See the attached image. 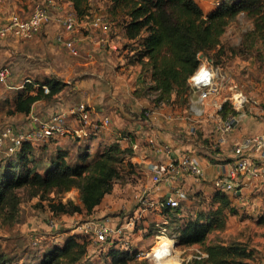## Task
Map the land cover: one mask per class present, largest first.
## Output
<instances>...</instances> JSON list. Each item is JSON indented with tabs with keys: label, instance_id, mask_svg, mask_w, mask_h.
Listing matches in <instances>:
<instances>
[{
	"label": "rangeland",
	"instance_id": "obj_1",
	"mask_svg": "<svg viewBox=\"0 0 264 264\" xmlns=\"http://www.w3.org/2000/svg\"><path fill=\"white\" fill-rule=\"evenodd\" d=\"M43 1L49 0H30L32 5ZM210 1L212 0H205V3L209 4ZM112 4V0H90L89 14L79 17L77 29L68 34L76 40L79 51L77 55L56 41L57 34L64 32V29L55 19L46 24L31 40L13 37L0 40V66L10 67L8 84L13 86H0V131L7 125L29 126L28 117L10 116L6 113L7 107L3 106L6 98L9 103L13 102L16 92L21 88L19 86L27 78L37 83L56 79L64 84L63 91L57 97L45 105H40L42 110L38 108L35 111L43 117H49L55 111H67L82 101L92 105L94 118L97 115H108L111 118V125L99 132L106 135L98 142L101 140L104 143L114 142L112 141L114 136L107 133L112 130L116 131V136L120 134L136 136L134 124L138 125L136 123L138 120H148L150 125L155 118H166L167 115L171 116V120L169 119L171 123L166 124L172 125V129L180 133L177 137L185 146L182 151L193 152L200 158L209 159L220 150L222 155L219 158L224 161L234 157L232 148L243 136L264 130H254L255 127L246 133L242 130L246 122L255 124L264 122V40L248 37V32L253 28L250 18L240 14L232 21L222 37L224 53L218 56L216 51H211L209 54L218 62L217 66L224 78L226 87L221 93V99L231 95L230 87L243 90L250 99L240 115V122L228 136L227 143L219 146L216 141L218 135L215 132V124L222 115L215 107L206 104L201 106L205 109L203 115L196 116L191 104L197 100V92L191 90L188 104L182 100L175 104L155 102V94L151 93L148 87L150 84L148 74L142 70L140 64L134 62L133 51L126 47L128 40L116 21L111 18L109 9ZM96 15H104L107 18L110 24V31L107 34L91 26V20ZM103 37L108 38L109 43L115 44L117 48L111 47L109 43H102ZM177 114H181V117L178 118ZM70 124L72 127L77 126L75 118L70 119ZM85 144L87 142L74 133L35 142L36 166L41 172L44 171V167L62 149L68 150L69 160L74 163L77 160L75 156L77 151L85 148ZM97 145L98 143H92L90 147L95 148ZM8 157L11 156L6 153L5 147H1L0 165ZM210 160L220 162L219 159ZM150 175L139 165L134 175L115 185L112 193L105 197L103 203L92 214L112 216L116 219L134 216L142 207L139 198L141 196L146 198L142 193L138 198L135 191L139 185H141L139 192L142 186L151 185ZM193 178L195 177L191 176L189 181L184 180L188 199L183 202L180 215L172 219L166 216L164 211L149 207L142 212L141 222L128 232L129 244L119 246L131 251L137 250L138 253L149 252L163 241L159 236L161 226L167 217L169 235L177 231L181 219L195 217L197 213L205 214L216 208L212 181L202 178L196 181V178L195 180ZM20 194L19 213L15 221L4 222L0 218V248L21 258L22 262L26 260L34 262L53 246L63 245L72 234L73 228L90 216L86 213H77L52 217L48 199L29 198L22 190ZM229 195L232 197L235 213L229 212L226 229L211 234L209 239L215 240L218 237L228 240L236 236L254 248L257 264H264V186L254 182L243 190L240 199ZM48 196L55 201L66 202L72 199L80 202L79 191L76 188L63 193L54 191ZM52 218L58 220L55 227L50 225ZM78 238L83 240L81 237ZM198 248V245L182 247L177 244L170 258L176 264H184L189 260L188 256L193 255ZM142 259H147L149 264H155L152 257L138 256V260ZM109 263V245L98 247L90 243L88 253L80 264ZM129 264H134V261Z\"/></svg>",
	"mask_w": 264,
	"mask_h": 264
},
{
	"label": "trees",
	"instance_id": "obj_2",
	"mask_svg": "<svg viewBox=\"0 0 264 264\" xmlns=\"http://www.w3.org/2000/svg\"><path fill=\"white\" fill-rule=\"evenodd\" d=\"M62 1L71 2L79 17L89 14L90 0ZM112 1L109 9L111 18L128 40L126 47L133 51L134 62L148 74V87L155 94L157 103L175 104L179 100L189 103L191 88L188 80L200 65V55L218 65L209 54L211 51H216L218 56L224 53L222 37L229 24L240 14L253 22L248 37L264 40V0H218L216 7L209 12L204 11L197 0ZM45 85L49 88L47 93ZM63 89V82L56 79L43 83L27 81L16 92L13 102L9 103L6 98L3 106L7 107L6 113L10 116L28 117L37 101H49ZM220 114L225 118L238 112L226 102ZM99 135V132H94L88 137H81L87 144L79 149L80 152L77 151L74 163L69 160L68 150L62 149L42 172L36 166L35 142H24L0 165V218L4 222L15 221L21 202L20 190L29 198L48 199L52 217L77 213L91 215L112 193L115 185L134 175L139 167L131 159L134 154L132 145L102 141L91 148ZM128 135L131 140V134ZM74 188L79 191V203L72 199L55 201L48 196L54 191L63 193ZM214 201L217 202L216 208L181 219L177 226L178 245L199 246L188 264H257L254 248L244 240L236 236L228 240L218 237L209 239L211 234L225 230L229 212L235 213L229 194L215 190ZM180 209L168 208L164 213L173 219L180 215ZM89 245V241L71 234L63 245L53 246L34 262H22L21 258L0 248V264H80L88 253ZM204 253L207 258H203ZM109 255V264H129L132 261L134 264H149L147 259L138 260L137 250L121 248L117 243L109 245Z\"/></svg>",
	"mask_w": 264,
	"mask_h": 264
},
{
	"label": "built area",
	"instance_id": "obj_3",
	"mask_svg": "<svg viewBox=\"0 0 264 264\" xmlns=\"http://www.w3.org/2000/svg\"><path fill=\"white\" fill-rule=\"evenodd\" d=\"M7 3L8 0H0V40L10 37L31 40L46 24L55 19L64 29V32L57 34L56 41L65 45L72 54L77 55L79 53L75 38L68 36L77 29L79 18L71 2L57 3L53 0L38 2L33 5L29 14L20 10H10L8 12L2 10ZM91 26L105 34L110 31V24L104 15L94 16L91 20ZM101 41L104 44L109 43L108 38L103 37ZM109 45L115 49L117 48L115 44L111 45L109 43ZM201 67L210 73L209 80L201 82L199 85L189 83L191 90L198 94L197 100L194 104H191V109L196 116H202L205 112V109L201 107L202 105H211L220 113L223 104L226 102L238 112V114H230L225 118L221 117L215 124V132L218 135L217 145L222 146L227 143L228 136L240 122V115L249 104L250 99L243 90L235 87H230V96H224L221 99V93L226 86L219 67L215 66L208 57L200 55V65L191 77L196 75ZM10 75L9 66H0V86L13 87L8 84ZM27 81H31V79H25L19 87H22ZM44 90L46 93L49 92L48 86L45 85ZM93 113L92 105L84 101L78 102L67 111H55L49 117H43L32 111L28 116L29 126L7 125L0 131V148L5 147L6 153L12 155L26 141H46L53 137H63L73 133L79 137H88L94 132H100L110 127L111 118L108 115H97L94 118ZM72 117L75 118L79 126L72 127V124H70ZM122 137L129 139V135ZM146 143L154 154L164 158L153 159L148 164L151 185L142 186L140 192L146 198L144 199L142 196L139 198L140 193L136 195L139 202L142 203V207L134 216H125L124 219L91 214L88 219L79 222L73 228L72 234H76L84 240H89L91 244L98 247L113 243H117V246L128 245L130 237L128 232L137 223L141 222L142 212L149 207H155L159 211L182 207L183 202L188 199V193L184 185L185 176L192 174L199 179L205 175L201 158L189 151H184L179 156L172 157V146L168 142L160 141L151 135L147 136ZM132 148L137 150L140 145L135 143ZM232 150L234 157L231 161L225 163L227 167L223 171H219L212 180V184L215 190L238 196L240 199L243 190L254 182L261 183L264 186V130L243 136L233 146ZM219 159L221 160V158ZM167 218L164 225L161 226L160 236L169 237L172 244L170 245L169 255L163 258L173 255L179 240L178 231L167 235ZM57 223L58 220L55 218L50 220L52 227H55ZM151 252L152 250L146 253L140 252L138 256L151 257L149 255ZM192 256L190 255L188 258L190 259ZM184 264H188V260Z\"/></svg>",
	"mask_w": 264,
	"mask_h": 264
},
{
	"label": "crops",
	"instance_id": "obj_4",
	"mask_svg": "<svg viewBox=\"0 0 264 264\" xmlns=\"http://www.w3.org/2000/svg\"><path fill=\"white\" fill-rule=\"evenodd\" d=\"M26 1L25 0L24 1H22V0H8L7 5L2 10L6 11V12H8L10 10H20L24 13L29 14L33 5L30 2V0H26ZM197 1L199 2V4L202 6L204 11H206V12L213 10L216 7V4L218 2V0H212L209 2V4H206L205 0H197ZM26 5L28 8H26ZM46 102H48V101L47 100L37 101L33 105L32 111L35 112L38 108L40 110H42V106H40V105H45ZM168 115H170V114H168ZM177 116H178V118H180L181 114H177ZM165 117L166 118H161V119L155 118L154 121L150 122V125H149L148 120H142V119L138 120V122H136V123H138V125L134 124V125H136V136L131 135L132 136L131 140L130 139H128V140L124 139L121 135L116 136V131H114V130H112L111 132H107V133H110V134H112V136H114L112 141H118L121 143L122 146H130V145H134L135 143H138L140 145V148L137 150H134V154L131 157V159L133 162L138 163V165H140L141 168L146 173H148V164L150 161H152L153 159L164 158L163 156H158L157 154H154L148 148L147 143H146V138L148 135H151L160 141L168 142L172 146V150H171L172 157H177L182 152H184L181 149H183L185 146L182 144V141L177 137L178 135H180V133H178L176 130H173L172 125L166 124V123H171L170 122L171 119L168 118L167 115ZM182 120H184V117H182ZM77 126H79L78 123H77ZM162 127H164V128L162 129ZM254 127L256 128L254 130L264 129V122H262L261 124H258V123L255 124V123H252L250 121L246 122L245 125L242 127V130L244 131V133H246L248 131H251ZM167 129H168V131H167ZM113 131H114V133H113ZM104 135H106V133L99 135L92 143L93 144L94 143L99 144L98 140L102 139L101 137L104 138ZM102 141L103 140H101L100 142H102ZM220 154H222V152L216 153L215 156H213L212 158L218 160ZM212 158H209V159L201 158L202 165H203L204 170H205V175L202 178L203 180L206 179V180L212 181L214 179V177L219 173V171H223L225 169V167H227V165L225 164L226 162H224L220 159H219L220 162L219 161L212 162L210 160ZM191 176H193V175H190V174L186 175L185 180L189 181ZM193 179L195 180V178H193ZM198 180L199 179L196 178V181H198ZM185 186H186V182H185ZM140 187H141V185H139L137 187V189L135 191L136 194L134 193L135 196L141 192V191L140 192L138 191V190H140Z\"/></svg>",
	"mask_w": 264,
	"mask_h": 264
},
{
	"label": "clouds",
	"instance_id": "obj_5",
	"mask_svg": "<svg viewBox=\"0 0 264 264\" xmlns=\"http://www.w3.org/2000/svg\"><path fill=\"white\" fill-rule=\"evenodd\" d=\"M209 77L210 73L201 67L197 74L190 78L189 83L199 85L201 82H207ZM170 245V241H165L162 245L152 250L149 255L152 257L155 264H160L161 259L169 255ZM202 256L203 258H207L206 253L202 254Z\"/></svg>",
	"mask_w": 264,
	"mask_h": 264
},
{
	"label": "bare ground",
	"instance_id": "obj_6",
	"mask_svg": "<svg viewBox=\"0 0 264 264\" xmlns=\"http://www.w3.org/2000/svg\"><path fill=\"white\" fill-rule=\"evenodd\" d=\"M160 239L163 240V241H160V242L158 243V245H157L155 248H157V247H159L160 245H162L165 241H170L171 244H172V240H171L169 237H166V236H160ZM172 258H173V257H172ZM160 264H176V262L173 261V260H171V258L169 257V258H162Z\"/></svg>",
	"mask_w": 264,
	"mask_h": 264
},
{
	"label": "water",
	"instance_id": "obj_7",
	"mask_svg": "<svg viewBox=\"0 0 264 264\" xmlns=\"http://www.w3.org/2000/svg\"><path fill=\"white\" fill-rule=\"evenodd\" d=\"M178 244V243H177Z\"/></svg>",
	"mask_w": 264,
	"mask_h": 264
}]
</instances>
